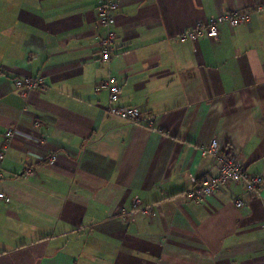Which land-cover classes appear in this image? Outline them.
I'll list each match as a JSON object with an SVG mask.
<instances>
[{
	"label": "crops",
	"instance_id": "crops-1",
	"mask_svg": "<svg viewBox=\"0 0 264 264\" xmlns=\"http://www.w3.org/2000/svg\"><path fill=\"white\" fill-rule=\"evenodd\" d=\"M107 1L0 0V143L14 132L0 264H264V186L185 195L218 174L202 153L214 139L264 177V0H110L116 39L100 64L97 7ZM231 12L250 22L179 42ZM109 75L121 89L114 104L99 89ZM26 77L42 87L21 91L15 80ZM137 198L154 215L135 210Z\"/></svg>",
	"mask_w": 264,
	"mask_h": 264
},
{
	"label": "built area",
	"instance_id": "built-area-1",
	"mask_svg": "<svg viewBox=\"0 0 264 264\" xmlns=\"http://www.w3.org/2000/svg\"><path fill=\"white\" fill-rule=\"evenodd\" d=\"M118 9V4L113 1H107L97 7L98 24L106 28V34L101 41V50L98 56V63H108L113 55V46L116 39V34L111 28L113 13ZM250 15L246 13L231 12L221 15L209 17L203 22L197 23L193 27L186 29L179 37V42L186 43L188 41H197L201 38L217 39L219 38V27L222 24H227L230 27L248 24ZM15 85L21 91H33L42 87V80L32 77L15 80ZM99 89L107 90L110 94V102L114 104L120 96V86L115 76L109 75L99 86ZM111 113L114 116L120 117L132 122H139L142 119V114L139 109L133 107H111ZM14 135L12 129L5 134V139L0 143V180L3 179L2 163L5 160L6 153L9 149L11 139ZM203 155H211L215 157L219 163L218 174H206L200 181L190 190L186 192V198L193 201H204L216 192L232 183H241L244 186L245 192L259 195L264 186V177L261 174L250 175L244 171L236 153L231 149L220 147L217 140H212L210 144L202 148ZM56 156L50 157V163H54ZM3 199V194L0 193V201ZM141 201L139 198L135 200L134 208L139 209ZM235 205L242 208L245 201L242 197L235 199ZM142 215L152 216L153 211L149 207L139 209Z\"/></svg>",
	"mask_w": 264,
	"mask_h": 264
}]
</instances>
